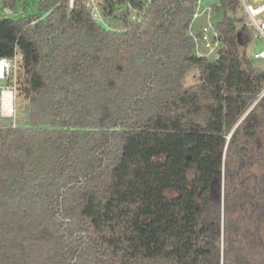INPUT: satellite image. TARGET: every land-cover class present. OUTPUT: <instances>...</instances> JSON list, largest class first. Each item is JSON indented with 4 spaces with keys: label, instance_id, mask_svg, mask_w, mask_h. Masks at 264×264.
Wrapping results in <instances>:
<instances>
[{
    "label": "trees",
    "instance_id": "1",
    "mask_svg": "<svg viewBox=\"0 0 264 264\" xmlns=\"http://www.w3.org/2000/svg\"><path fill=\"white\" fill-rule=\"evenodd\" d=\"M145 1L107 0L112 28L84 0L0 16L28 101L0 124V264H264V71L226 16L240 0L210 2L211 57L193 53L196 0L132 20Z\"/></svg>",
    "mask_w": 264,
    "mask_h": 264
},
{
    "label": "built area",
    "instance_id": "2",
    "mask_svg": "<svg viewBox=\"0 0 264 264\" xmlns=\"http://www.w3.org/2000/svg\"><path fill=\"white\" fill-rule=\"evenodd\" d=\"M74 1L68 0L69 8L73 7ZM106 1L84 0V4L95 21L101 23L105 28H112L113 26L107 23L108 19L104 13ZM150 1L146 0L141 9L127 4V8L131 10V19L139 20L140 14L144 13ZM240 5L243 9L246 23L252 29L254 43H264V0H240ZM214 22L212 5L204 3L203 0H196L192 20L188 28V34L193 42L194 55L211 57L216 55L222 47V37ZM252 56L261 63L264 71V46L256 49ZM21 58V55L17 51L12 56H0V81L5 82L11 76L14 79L12 85L0 84V115L2 116L8 112L10 116L14 115V93H16L15 76L19 70ZM6 95L10 100L8 109L5 105ZM12 122L14 123V120Z\"/></svg>",
    "mask_w": 264,
    "mask_h": 264
},
{
    "label": "rangeland",
    "instance_id": "3",
    "mask_svg": "<svg viewBox=\"0 0 264 264\" xmlns=\"http://www.w3.org/2000/svg\"><path fill=\"white\" fill-rule=\"evenodd\" d=\"M41 0H22V2H24L23 4H19V5H15L13 7H11V12H8L9 9L7 7H5V3L4 1L0 0V16H2L3 11L7 14H9L10 16L17 18L19 16H29L30 14L34 13L37 11L38 6L40 4ZM116 13H118V10L115 11ZM244 15L242 9H237V11L232 12V11H227L226 12V16L227 18L234 20L235 19H239ZM109 23V21L107 22ZM237 25L240 24V22L237 20ZM257 44H254V42H250L247 46V51L250 54H253V52L256 49L262 48L264 46V43L260 42L258 43V46H256ZM21 71V67H19L18 72ZM17 72V73H18ZM22 72V71H21ZM202 80V76L200 71L197 68L191 67L188 68L184 71L182 78H181V83L183 86L188 87L191 86L193 84L199 83ZM3 81H0V83ZM264 92V91H263ZM14 117H11L10 119H2V115H0V124L1 126L5 123H8L10 120H14V123L17 121L16 119L19 117H24V108L25 105L27 104V99L18 91L17 89V85H16V93H14Z\"/></svg>",
    "mask_w": 264,
    "mask_h": 264
},
{
    "label": "crops",
    "instance_id": "4",
    "mask_svg": "<svg viewBox=\"0 0 264 264\" xmlns=\"http://www.w3.org/2000/svg\"><path fill=\"white\" fill-rule=\"evenodd\" d=\"M215 0H207L206 1V3H209L210 4V2H214ZM258 43H260V42H257V43H254V44H257L256 46H258ZM262 43V42H261ZM4 83V81L3 82H1L0 84H3ZM6 106H7V109L9 108L8 107V105L6 104ZM11 117H14V116H10V113L8 112L6 115H4V116H2L1 118L2 119H5V118H7V119H10ZM1 118H0V120H1ZM13 121V120H12Z\"/></svg>",
    "mask_w": 264,
    "mask_h": 264
},
{
    "label": "flooded vegetation",
    "instance_id": "5",
    "mask_svg": "<svg viewBox=\"0 0 264 264\" xmlns=\"http://www.w3.org/2000/svg\"><path fill=\"white\" fill-rule=\"evenodd\" d=\"M3 1V0H2ZM24 1V0H23ZM14 2H15V4H14V6L15 5H21V4H23L24 2H22V0H14ZM10 10L12 9V8H9Z\"/></svg>",
    "mask_w": 264,
    "mask_h": 264
},
{
    "label": "bare ground",
    "instance_id": "6",
    "mask_svg": "<svg viewBox=\"0 0 264 264\" xmlns=\"http://www.w3.org/2000/svg\"><path fill=\"white\" fill-rule=\"evenodd\" d=\"M8 105V107L10 106V100H9V97L6 95L5 96V105Z\"/></svg>",
    "mask_w": 264,
    "mask_h": 264
},
{
    "label": "water",
    "instance_id": "7",
    "mask_svg": "<svg viewBox=\"0 0 264 264\" xmlns=\"http://www.w3.org/2000/svg\"><path fill=\"white\" fill-rule=\"evenodd\" d=\"M6 10H8V12H11V10H10V9H6Z\"/></svg>",
    "mask_w": 264,
    "mask_h": 264
}]
</instances>
